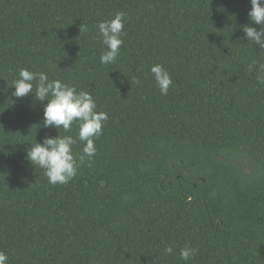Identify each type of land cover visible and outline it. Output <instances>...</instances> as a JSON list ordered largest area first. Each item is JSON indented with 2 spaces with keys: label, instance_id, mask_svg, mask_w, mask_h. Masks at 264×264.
Returning a JSON list of instances; mask_svg holds the SVG:
<instances>
[{
  "label": "trees",
  "instance_id": "obj_1",
  "mask_svg": "<svg viewBox=\"0 0 264 264\" xmlns=\"http://www.w3.org/2000/svg\"><path fill=\"white\" fill-rule=\"evenodd\" d=\"M249 10V0H0L7 264H264V49L244 39ZM117 12L123 44L101 64L97 25ZM154 64L172 78L167 95ZM21 68L91 93L108 114L96 154L66 184H50L25 149L76 138L78 126L38 127L46 102L11 95Z\"/></svg>",
  "mask_w": 264,
  "mask_h": 264
},
{
  "label": "clouds",
  "instance_id": "obj_2",
  "mask_svg": "<svg viewBox=\"0 0 264 264\" xmlns=\"http://www.w3.org/2000/svg\"><path fill=\"white\" fill-rule=\"evenodd\" d=\"M250 10L247 17L251 25L242 28L244 39L253 45L264 49V0H249ZM125 13L117 12L110 20L98 23V34L104 51L100 55L101 64L114 63L123 44L121 38L124 28ZM258 26V27H256ZM255 64V61H253ZM253 65H249L251 70ZM264 73V65L260 66ZM155 83L161 95H167L172 85L169 72L160 64L150 68ZM257 81L264 84V75H258ZM139 83V81H136ZM11 93L16 98H24L32 94L33 99L42 103V118L38 127L45 129H63L69 132L73 123L78 126L77 137L71 135L45 136L41 142L30 144L25 149V159L39 169H42L48 182L52 185L66 184L76 175L77 168L85 160L91 161L96 154L94 138L102 134L103 124L108 120V114L97 111L96 103L87 91L77 92L76 89L60 79H49L44 72H34L21 68L18 77L12 81ZM77 140L83 142L78 158L74 156L72 146ZM0 144V151H3ZM172 247H166L164 254L171 255ZM195 254V249L185 246L180 250V258L188 260ZM8 256L0 251V264H7Z\"/></svg>",
  "mask_w": 264,
  "mask_h": 264
},
{
  "label": "water",
  "instance_id": "obj_3",
  "mask_svg": "<svg viewBox=\"0 0 264 264\" xmlns=\"http://www.w3.org/2000/svg\"><path fill=\"white\" fill-rule=\"evenodd\" d=\"M101 185H102V186L106 185V181H102V182H101Z\"/></svg>",
  "mask_w": 264,
  "mask_h": 264
}]
</instances>
